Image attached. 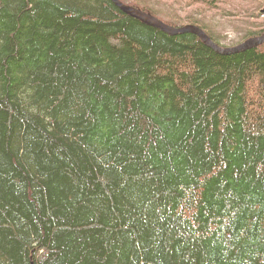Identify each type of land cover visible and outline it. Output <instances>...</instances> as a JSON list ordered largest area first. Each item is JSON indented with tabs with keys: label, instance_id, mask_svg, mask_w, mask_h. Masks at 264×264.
<instances>
[{
	"label": "trees",
	"instance_id": "obj_1",
	"mask_svg": "<svg viewBox=\"0 0 264 264\" xmlns=\"http://www.w3.org/2000/svg\"><path fill=\"white\" fill-rule=\"evenodd\" d=\"M118 1L221 47L185 8L264 7ZM0 264H264V44L222 56L110 0H0Z\"/></svg>",
	"mask_w": 264,
	"mask_h": 264
},
{
	"label": "water",
	"instance_id": "obj_2",
	"mask_svg": "<svg viewBox=\"0 0 264 264\" xmlns=\"http://www.w3.org/2000/svg\"><path fill=\"white\" fill-rule=\"evenodd\" d=\"M110 1L127 16L139 21L140 23L146 26L155 28L165 33L166 35L176 36L181 34H191L196 37H200L203 40V43L218 55H222V56L235 55L264 44V33H263L260 36L250 37L236 46L221 47L215 44L214 42H212L210 39H208L205 36V33L197 26L185 25L178 28L172 27L163 23L157 18L151 16L150 14L144 13L136 8L124 5L120 3L118 0H110Z\"/></svg>",
	"mask_w": 264,
	"mask_h": 264
},
{
	"label": "rangeland",
	"instance_id": "obj_3",
	"mask_svg": "<svg viewBox=\"0 0 264 264\" xmlns=\"http://www.w3.org/2000/svg\"><path fill=\"white\" fill-rule=\"evenodd\" d=\"M184 10L188 12V16L192 18H200L198 20L208 27V32L218 38L223 47H233L241 43L243 37L250 30L258 26L260 18L262 19V17H260V11L264 13L263 5L259 11H254L249 17L243 15L242 12L238 14L234 12L228 17H223L217 13L213 14L208 12L199 17V9L185 8ZM179 14L180 16L182 15L181 13Z\"/></svg>",
	"mask_w": 264,
	"mask_h": 264
},
{
	"label": "bare ground",
	"instance_id": "obj_4",
	"mask_svg": "<svg viewBox=\"0 0 264 264\" xmlns=\"http://www.w3.org/2000/svg\"><path fill=\"white\" fill-rule=\"evenodd\" d=\"M134 8V7H133ZM121 11V10H120ZM145 13V12H144ZM159 20V19H158ZM137 21V20H136ZM185 26V25H184ZM182 27V26H181ZM178 28V27H177ZM199 28V27H198ZM202 30V29H201ZM204 32V31H203ZM205 36L208 38V39H210L207 35H206V33H205ZM201 41H202V43H203V40L200 38V37H198ZM211 40V39H210ZM212 41V40H211ZM213 42V41H212ZM204 44V43H203ZM205 45V44H204ZM206 46V45H205Z\"/></svg>",
	"mask_w": 264,
	"mask_h": 264
}]
</instances>
